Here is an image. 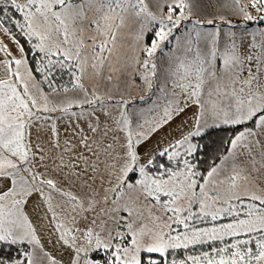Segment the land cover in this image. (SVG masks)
I'll use <instances>...</instances> for the list:
<instances>
[{"label":"snow or ice","instance_id":"6c2138e0","mask_svg":"<svg viewBox=\"0 0 264 264\" xmlns=\"http://www.w3.org/2000/svg\"><path fill=\"white\" fill-rule=\"evenodd\" d=\"M230 2L244 23L264 22V0ZM192 4L0 0V245L15 246L16 253L0 249V264H62L45 249L25 211L33 196L42 201L56 243L70 252L69 264H264V186L251 179L264 168V29L246 31L241 51L244 38L238 43L229 31L221 43L214 20L206 21L214 26L210 31L192 19ZM85 23L93 33L87 43ZM122 30L134 33L139 53L132 63L149 89L157 78V51L173 42L176 50L156 90L160 95L148 98L152 107L130 109L131 101H113L118 115L105 111L112 123L101 128L96 112L109 100L85 87L83 78L89 69L99 75ZM65 69L70 86L57 87L56 73ZM61 92L79 94L54 103L52 96ZM193 108L191 123L177 136L141 153V145ZM53 112L68 117L65 131L75 143L67 139L61 146ZM34 128L49 131V143L59 150L55 158L33 142ZM225 129L236 131L222 141L223 153L211 162L202 159L207 145L200 141ZM101 165L105 175L96 191ZM89 171L91 182L85 179ZM76 181L83 183L84 197L72 191ZM214 242L221 246L171 256Z\"/></svg>","mask_w":264,"mask_h":264},{"label":"rangeland","instance_id":"374dc122","mask_svg":"<svg viewBox=\"0 0 264 264\" xmlns=\"http://www.w3.org/2000/svg\"><path fill=\"white\" fill-rule=\"evenodd\" d=\"M247 2L248 0H243V3L247 4ZM192 6V19H198L202 22H205V28L210 31L214 30V26L208 25L206 21L211 19L216 22L215 27L221 29V42H224L225 33L233 31L236 35L237 42H240L241 39L244 38L245 42L243 45H246V31L248 33H250V31L248 28H245L244 25L250 23L243 22V18L236 13L234 5L231 4L230 0H193ZM253 15H256L254 11ZM89 16H92V13H89ZM224 21H231V26L225 24ZM186 26L190 27V24H186ZM179 30L180 32L184 31L183 28ZM92 34L93 33L89 30V26L87 23H85L83 37L86 43ZM167 44L168 43H166V45ZM166 45H163L162 47L167 48ZM243 45L241 47H243ZM175 50L176 46L174 44L172 48L165 50V52L163 51V53L159 52L157 56H155L158 70L157 78H152V88L149 89L147 84L140 78L139 68L132 63V56L139 53V48L135 42L134 33L131 30H122L121 32L117 33L112 54L109 56L104 67L100 70L99 75L95 74L91 69H89L86 80L88 88L95 89L97 94L101 95L105 100H109V103L105 106L104 110L96 112V116L99 117L101 128H103L105 124L111 126L112 123L111 119L105 115V111L111 113V116L113 117L118 115L119 109L112 103L113 101H118L121 98L131 101L129 104L130 109L152 107V104L149 102L148 98L151 97L152 100H156L157 96H159L158 94L160 93L156 90L162 83L163 73L169 65L171 53ZM142 57L143 54L140 53L138 55V59H143ZM108 77H111V80H109ZM133 77L135 81L133 80ZM74 94L78 95L79 93H57L52 96V100L54 103H58L65 95L73 96ZM141 97H145V100L142 101ZM139 98L140 100H137ZM161 103H163V101H161ZM73 110L75 111L77 109ZM194 111L195 108L190 109L185 113H182L180 116L172 119L168 125L153 135L149 141L140 146L139 150L141 153H146L148 150L154 148L157 141H162L165 138L171 139L177 136L184 126L191 123V117ZM50 115L55 118L56 126L59 129L61 146H63L64 141L67 139H71L75 143V138L72 137L71 133L65 131L69 128L68 117L61 118L60 115L55 112L51 113ZM81 127H84L85 131H87L85 124L81 123ZM88 135L91 136L92 133L89 132ZM112 135V133L109 134V137L106 138L105 143L111 142ZM49 138L50 133L47 130L41 131L34 128L32 131L33 142L36 143L39 141L41 146L45 148V151L55 158L59 150L52 147V144L49 143ZM114 147L118 149L119 145H114ZM67 155H71V153ZM85 155H87V153H85ZM243 162L248 165L246 158L243 160ZM48 166L51 167L52 165L49 164ZM77 170L79 171L80 169L78 168ZM50 175H53L57 179L58 184H65L64 181L59 179L57 174L50 173ZM103 175H105V173L103 171V165H101L100 172L96 174L95 183L92 184V188L96 191H101L100 179ZM253 176L257 177V180L253 182L255 185L264 186V178H262L261 175L258 176L253 173ZM85 179H88L91 182L90 171ZM72 191L78 196L84 197L86 189L81 181H76ZM55 199L57 202L62 204L64 208L68 207V205L59 196H56ZM102 206L103 205H98L97 208L99 209V207ZM25 211L28 213L29 218L32 219L34 225L36 226L37 232L40 235L41 243L43 245L51 243L55 239L54 237L56 233L52 231V224L49 222V219L46 216V210L40 198L37 196L30 198L27 205H25ZM144 211L147 213V209ZM81 215H84V213ZM88 215H91V213H88ZM230 219L231 218H228L222 222L227 223ZM196 223L199 224L200 222L196 221L195 224ZM202 225L211 227V224L207 222L202 223ZM45 249L48 250V248ZM48 252L57 258V254L51 251Z\"/></svg>","mask_w":264,"mask_h":264},{"label":"trees","instance_id":"16d2710c","mask_svg":"<svg viewBox=\"0 0 264 264\" xmlns=\"http://www.w3.org/2000/svg\"><path fill=\"white\" fill-rule=\"evenodd\" d=\"M8 26L12 27L10 22H9ZM178 32H180V30ZM147 39L150 40L151 36L149 35L147 37ZM174 44H175V42H173L171 44L168 43L167 45L165 44L167 46V48L163 47L164 52H165V50L172 48L174 46ZM159 52H161V51H157L155 56H157V54ZM36 67L38 68L39 64H37ZM87 76H88V71L85 73L84 78H83V83L85 84V87H87V84H86ZM36 77L38 80L41 81L42 86L44 87V90L46 92H48L47 85L43 84L42 77L38 73L36 74ZM71 80H72V77L69 75V70H67V69L60 70L56 73L55 85L57 87L70 86ZM133 80L135 81L134 77H133ZM138 85H140V84H138ZM137 100H140V98ZM234 131H236V130L235 129L215 130V131H212L210 135L205 136L204 139L200 141V143L207 145V148L205 149V151L207 152V155L202 156V159H205V160L211 162V160L215 159L218 155L222 154L224 151V147H225L223 145L222 141L224 139H226L227 137H230ZM204 167H207V165H204ZM219 246H221L219 242H214L211 245L203 244V245L190 246L186 250L181 249V250H176L175 252H172L171 256L179 259V258H183L187 255H194V256L200 255L203 251L209 250L210 247H219ZM14 247L15 246H13V248L10 249V248H7L5 246L0 245V249L3 250L5 255H7L8 252H10V251L12 252L13 255H15L16 253L14 251ZM20 250L23 251L24 248L21 247Z\"/></svg>","mask_w":264,"mask_h":264},{"label":"crops","instance_id":"0c3cea01","mask_svg":"<svg viewBox=\"0 0 264 264\" xmlns=\"http://www.w3.org/2000/svg\"><path fill=\"white\" fill-rule=\"evenodd\" d=\"M248 23H250V24L244 25V27L248 28L250 32H258L261 29H264V22H248ZM221 43H223V42H221ZM238 43H240V42H238ZM245 47H246V45H243V47H241V51H243ZM158 95H160V94H158ZM248 166L251 167L249 162H248ZM260 172H264V168H261V170L259 172L254 171L253 173L258 175V176L261 175L262 178H264V173H260ZM251 179L253 180V182H255L257 180V177L253 176ZM196 226L200 227V228L208 227V226L203 227L201 222L199 224L196 223ZM54 238L55 239L51 243L44 244V247L48 248L47 251H51V252L57 254V258L59 261L62 262V264H69L70 255H71L70 252L66 248L62 247L60 244L56 243V234H55Z\"/></svg>","mask_w":264,"mask_h":264}]
</instances>
